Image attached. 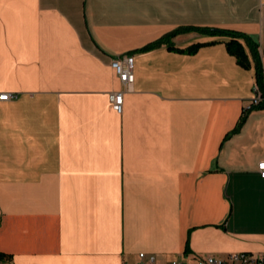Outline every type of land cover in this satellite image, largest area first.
Masks as SVG:
<instances>
[{
	"label": "crops",
	"instance_id": "0c3cea01",
	"mask_svg": "<svg viewBox=\"0 0 264 264\" xmlns=\"http://www.w3.org/2000/svg\"><path fill=\"white\" fill-rule=\"evenodd\" d=\"M190 26L246 34L264 70V0H0V94L17 95L0 100V264L264 252L254 67L222 35L172 38L216 41L194 54L141 51ZM125 54L135 81L118 113Z\"/></svg>",
	"mask_w": 264,
	"mask_h": 264
},
{
	"label": "built area",
	"instance_id": "2783aa9c",
	"mask_svg": "<svg viewBox=\"0 0 264 264\" xmlns=\"http://www.w3.org/2000/svg\"><path fill=\"white\" fill-rule=\"evenodd\" d=\"M111 66L115 70L120 82L124 86V90L115 91L110 94L111 108L121 113L124 105V94L131 90L135 81V56L133 54H125L113 58ZM255 96L252 104L246 109H250L253 105H258L264 99V96L258 85L254 88ZM17 97L16 94L3 92L0 94V100L11 101ZM259 171L262 178H264V161L259 163ZM125 264H157L155 255H148L140 253L138 260L135 263ZM170 264H264V252H240L230 253L225 257H218L215 255H201L195 257L193 261L183 260L181 258L173 259Z\"/></svg>",
	"mask_w": 264,
	"mask_h": 264
},
{
	"label": "trees",
	"instance_id": "16d2710c",
	"mask_svg": "<svg viewBox=\"0 0 264 264\" xmlns=\"http://www.w3.org/2000/svg\"><path fill=\"white\" fill-rule=\"evenodd\" d=\"M182 32H199L202 34L207 35H222L229 38V41L226 42L227 51L230 55L234 56L243 68L245 69H251L254 67L255 74H256V83L259 85L262 94L264 96V70L262 65V60L259 52V46L256 42H254L249 36H247L244 33L233 31V30H227V29H215V28H203V27H183L175 30L171 34H169L167 37H165L163 40L149 44L148 46L141 49V51H148L152 50L158 46H160L162 43L168 44V47L170 50H176L181 53H188V54H194L197 53V51L206 45L214 44L215 42H204V43H195L186 49H179L176 48L175 45L172 42V38ZM264 106V99L262 102L258 105H253L250 109L245 110V114L249 113L256 107ZM245 121V116L242 117V119L239 121L236 129L233 132H236L240 129V127L243 125ZM3 254H0V258L3 257Z\"/></svg>",
	"mask_w": 264,
	"mask_h": 264
}]
</instances>
